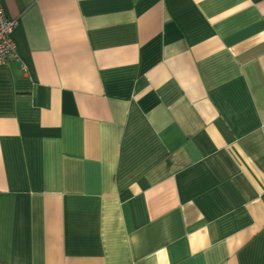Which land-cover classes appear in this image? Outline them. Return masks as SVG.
Here are the masks:
<instances>
[{
	"label": "crops",
	"instance_id": "obj_1",
	"mask_svg": "<svg viewBox=\"0 0 264 264\" xmlns=\"http://www.w3.org/2000/svg\"><path fill=\"white\" fill-rule=\"evenodd\" d=\"M0 264H264V0H1Z\"/></svg>",
	"mask_w": 264,
	"mask_h": 264
},
{
	"label": "built area",
	"instance_id": "obj_2",
	"mask_svg": "<svg viewBox=\"0 0 264 264\" xmlns=\"http://www.w3.org/2000/svg\"><path fill=\"white\" fill-rule=\"evenodd\" d=\"M17 24L16 18L7 16L0 0V63L7 62L11 57H17L16 46L12 39V33Z\"/></svg>",
	"mask_w": 264,
	"mask_h": 264
}]
</instances>
